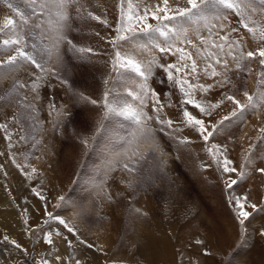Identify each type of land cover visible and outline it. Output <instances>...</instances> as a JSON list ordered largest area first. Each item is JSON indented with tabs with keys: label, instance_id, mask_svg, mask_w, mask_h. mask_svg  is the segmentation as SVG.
<instances>
[{
	"label": "rangeland",
	"instance_id": "obj_1",
	"mask_svg": "<svg viewBox=\"0 0 264 264\" xmlns=\"http://www.w3.org/2000/svg\"><path fill=\"white\" fill-rule=\"evenodd\" d=\"M6 2L19 6L28 18L22 32L29 42L26 51L30 50L33 34L43 36V43L53 51L48 70L43 73L27 62L18 61L9 75L0 76V124L7 125V131L0 129V264H33V259L39 264L42 258L49 264H76L77 260L81 264H209L210 260L215 264H264V173L258 171L264 168V159L257 158L264 157V138H259L260 128L264 127V106L257 109L260 114L256 110L237 119L230 116L235 106L225 100L210 116H204L192 105L182 103L179 84L173 92V88H166L169 92L165 96L164 70L155 68L148 85L163 99L160 120L175 117L182 122L183 110L187 108L209 125L223 116H229V121L219 125L218 134L213 133L205 142L183 122L185 131H176L181 127H177L175 119L172 129L157 123V114L151 112L148 99L144 111L153 119L143 129L131 119L110 116L96 133L98 121L103 117L101 105L106 90H111L109 99L120 106H139L136 100L141 91L139 76L119 67L113 70L112 66L115 50L108 38L115 35L113 28L119 20L120 0H80L79 12L77 5L70 10L64 35L77 47L91 48V53H79L66 41L59 45L57 53L55 26H49L47 10L44 16H39L19 0ZM154 2L141 0L139 7ZM132 3L137 6V0ZM89 11L106 17L110 26L92 20ZM5 17L19 22L16 14L5 6V0H0V27ZM51 19L55 21L56 17L53 15ZM38 24L41 27H36ZM189 25L185 23L184 27L195 48L200 49L196 56L192 52L198 63L202 58L201 37L212 43L213 34L211 39L202 35L205 31L209 35L206 28L201 29L203 24L199 32L191 24L195 30L191 33ZM216 33L219 37L227 32L217 29ZM141 43L150 48L147 38L141 37ZM202 52L205 57L207 52H213L222 59L230 58L233 65H229L232 70L228 75L236 87H216L206 94L194 90L197 100L214 103L227 91L246 103L245 87L250 95L256 96L258 73L262 71L257 62L246 60L241 72L227 55V47L220 53L205 45ZM14 54L12 48L0 42V63ZM156 54L162 57L161 64L171 60L169 55ZM149 58L148 52L137 56L145 62ZM208 61L214 63L212 59ZM248 68L252 69L250 73ZM5 71L0 68V74ZM38 74L43 79L32 91L31 84ZM203 75L200 72L193 80L204 84ZM180 78L190 82L188 76ZM212 79L211 84L220 77ZM18 83L25 87L13 91ZM82 95L90 99L84 100ZM166 97L169 110L165 106ZM90 100L98 103L93 105ZM260 115L262 125L254 136H248L245 144L238 139L245 122L254 127ZM93 134L92 146L85 148L81 140ZM179 137L190 142L181 143ZM213 143L227 147L228 158L237 171L241 170L244 156H249L252 163L244 165L249 174L243 181L236 173L217 169L207 151ZM228 177L237 179V185L227 188ZM61 194L68 205L55 208L57 203H63L58 199ZM232 196H247L248 204L256 205L255 209L246 205L250 217L243 226L235 201L230 202ZM50 212L59 213L74 232L69 233L57 220H49ZM242 228L247 229L243 234ZM49 232L52 244L47 242ZM12 241L22 248H16ZM250 250L254 255H250Z\"/></svg>",
	"mask_w": 264,
	"mask_h": 264
},
{
	"label": "snow or ice",
	"instance_id": "obj_2",
	"mask_svg": "<svg viewBox=\"0 0 264 264\" xmlns=\"http://www.w3.org/2000/svg\"><path fill=\"white\" fill-rule=\"evenodd\" d=\"M19 2H22L25 7L31 9L32 13L39 16H44L45 10H47L49 15L47 22L50 27L53 25L55 26L57 53L59 45L65 41L72 49H75L79 53H91L93 51L91 48L77 47L71 39L64 35V29L67 26L66 22L69 19V9L73 5H77V11L79 12L80 0H39V3H37V0H19ZM140 3L141 0H137V6L134 7L132 0H120L119 20L113 28L115 35L108 38V43H110L115 50V58L112 60L113 70H116L118 67L120 69L129 70L137 74L141 79V91L140 94L136 96L139 106H120L109 99L111 90H106L103 94V102L101 105L104 109L103 117L98 121L96 133H99L101 128L104 127L103 120L108 119L110 116H123L131 119L143 129L146 122L153 119L152 116H149L147 112L144 111V107H146L145 102L148 99H151L153 103L157 105V107L153 109L157 113L155 117L157 123L166 125L169 129H172L173 121L171 119L160 120L159 112L162 110L163 105L160 104L158 95L150 89L148 81L153 75L155 68H163L167 73L168 79L174 80L173 69H175L176 72H181L189 68V65L186 63L188 60H191V73L199 75V73H197L196 61L192 59L191 54L186 52L185 48L182 46L188 44L195 47L193 41L188 38V31L184 27L185 23L195 25L197 27V32H199V26L203 24V27L208 30L209 36H211L212 29L217 27V24L213 23V21H218L221 31L227 29V34L221 36L220 39L227 43V55L235 62V69L241 72L244 71V62L250 59L256 60L260 66H264V0H259V8L253 6L251 0H171V2L170 0H156L155 3L144 4L142 9L139 7ZM5 6L16 14L19 18V22L12 18L5 17L3 27H0V42H2L4 47L12 48L15 52L14 55L7 57L6 62L0 63V68L7 69V71L0 74V76L9 75L13 70L12 66L16 65L18 61H24L33 65L39 73L47 71V64L51 58L53 49L43 43V36L33 34L30 50L26 51V48H29V42L24 38L22 32L24 30L23 26L28 24V18L19 6L7 3L6 0ZM221 9L227 10L228 14L221 13L209 18L208 13H220ZM53 15L56 17L55 21L51 19ZM232 16L239 17L240 28L245 29L247 34H250L251 38L258 42V46L255 50H244L242 41L245 39V36L243 33H241L239 39L229 40L233 32H240V28H236L232 25ZM88 17L98 21L106 27L110 26L106 17L101 18V16L95 15L90 11L88 12ZM150 19L156 23H150ZM36 27L39 28L41 25L38 24ZM141 37L147 38L150 48L148 45H143L141 43ZM157 37L163 38V43H161ZM200 43L201 45H207L209 41L201 37ZM211 47L223 53L225 43L217 44L213 41ZM198 51H200V49H198ZM141 52H148L150 58L147 59L146 62L137 59V56ZM156 52L161 54L171 53L172 55L178 53L179 59L185 61V63L181 65V67H177L175 63L166 65L161 64L160 59L162 57H159ZM208 57H211L214 63L208 61ZM204 59L206 63L202 72L205 77H220V79L213 84H202L199 83L198 80L192 83L186 78L175 79L174 83L180 85V91L183 94V104H190L193 108L198 109L200 114L210 116L213 110L219 108L224 101L227 100L235 106L230 116L236 117L237 119L244 117L245 113L254 114L259 107L264 106V71L258 73L259 87L256 96L250 95L246 87L244 88L243 96L246 97V103H242L227 91L214 103L197 100L194 90L206 94L210 89L216 87L223 88L227 85H231L232 88L236 87V84L228 75L232 69L229 68L227 59H222L221 56L213 52H207V57H204ZM216 65H219L221 70L218 71ZM247 70L249 73L252 71L251 68ZM187 74L188 73L185 72V77ZM42 79L43 77L38 74L37 79L31 84L32 91H36L38 81ZM62 83H64V81H62ZM105 83H107V81H105ZM17 87L24 88L25 85L23 83H18L13 86L12 90L15 91ZM129 95L132 96L133 94L129 93ZM81 98L84 100L90 99L83 95ZM90 103L96 105L98 102L96 100H90ZM50 106L54 107V104L50 102ZM33 111H35L34 107ZM182 115L184 118L182 122L187 127L194 129L205 142L213 136V133L218 134L220 130L219 125L230 119L229 116H223L217 123L209 125L206 124L204 119L198 118L197 115H194L187 108L183 110ZM0 129L7 131V125L0 124ZM176 131H179V129ZM260 133L261 137L259 138H264V127L260 128ZM178 139L181 143L190 142L186 137H179ZM92 140H95V134L90 137H84L81 143L85 148H89L92 146L90 143ZM222 148L223 151H221ZM207 151L217 169H222L223 173H236L240 181H243L248 176L249 173L247 169L244 168V165L252 163L249 156H244V163L241 165V170L237 171V169L233 167V161L228 158L226 146H219L213 143L208 147ZM257 158L264 159V157L259 156ZM128 170L131 171L132 169ZM31 171L34 174L36 169L33 168ZM258 171L264 173V168H260ZM237 183V179H231L230 177L225 180V186L227 188H232L234 185H237ZM41 199H43V197H41ZM58 199L63 203H57L55 208H66L68 201L65 200V196L61 194ZM232 200L235 201L239 223L243 226L245 221L249 220L250 217V213L245 210L246 205L253 209L256 208V205L248 204L247 196H232L230 197V202ZM137 211H139V209H137ZM48 217L49 220H57L69 233L74 232V229L61 218L59 213L53 215V213L50 212L48 213ZM45 223L47 224L48 221H45ZM241 231L243 234L247 229L242 228ZM56 235H60V233L57 232ZM4 239L7 240L8 237L5 236ZM47 242L52 244L51 232L48 233ZM12 243L16 248H22V246L16 244L15 241H12ZM68 243L69 247H71V241ZM81 243H83V241H81ZM89 247H92V245H89ZM24 251L26 253V250ZM33 264H36L35 259H33ZM39 264H49V261L42 258ZM76 264H81V262L77 260Z\"/></svg>",
	"mask_w": 264,
	"mask_h": 264
},
{
	"label": "bare ground",
	"instance_id": "obj_3",
	"mask_svg": "<svg viewBox=\"0 0 264 264\" xmlns=\"http://www.w3.org/2000/svg\"><path fill=\"white\" fill-rule=\"evenodd\" d=\"M189 28H190V32L191 33H193V31H195L194 29H193V27H192V25L190 24L189 25ZM200 28V27H199ZM202 30H203V27L201 28ZM197 31V30H196ZM202 32V31H201ZM195 34V33H194ZM193 34V35H194ZM245 39L248 41V35H246L245 34ZM245 41V40H244ZM249 42V41H248ZM200 46V45H199ZM194 50H195V54H194V50L192 51L193 52V55L194 56H196L197 55V53H198V49H196L195 47L193 48ZM200 56H198V58H199ZM200 59V61H201V58H199ZM201 63V62H200ZM254 66H255V64H254ZM202 72V71H201ZM203 73V72H202ZM250 77H252V76H250ZM203 82H204V84H211V82L213 81V79L212 78H207V77H205V75H203ZM253 79H251V81H252ZM251 81H250V83H251ZM209 93V92H208ZM242 100V99H241ZM228 109H229V107H227ZM261 113V112H260ZM259 112H258V110H257V114H260ZM257 116V118H258V115H256ZM261 116V115H260ZM254 118H256L255 116H254ZM262 119V116H261V118L259 119V120H255V123H254V127H251L249 124L250 123H248V122H245V124H244V127H243V129H242V135H241V139L240 138H238L239 140H241L242 142H244L245 144H248V141H246V139L248 138V136H251V135H253L254 134V132H255V130H257L258 129V127L260 126V123H261V120ZM252 123V122H251ZM235 124V123H234ZM261 125H262V123H261ZM238 133V132H237ZM240 135V134H239ZM254 136V135H253ZM250 138V137H249ZM240 142V141H239ZM253 143V142H252ZM240 144H242V143H240ZM244 144V145H245ZM243 190V189H242ZM217 238V237H216ZM217 242V241H216ZM229 243V242H228ZM217 245L219 246L220 245V243H217ZM220 248H221V245L219 246ZM253 250H254V247H253ZM54 251V250H53ZM251 254L250 255H254V251L253 252H251V250L249 251ZM249 256V255H248ZM10 263V262H9ZM209 264H215L214 263V261L213 260H210V262H209Z\"/></svg>",
	"mask_w": 264,
	"mask_h": 264
},
{
	"label": "built area",
	"instance_id": "obj_4",
	"mask_svg": "<svg viewBox=\"0 0 264 264\" xmlns=\"http://www.w3.org/2000/svg\"><path fill=\"white\" fill-rule=\"evenodd\" d=\"M154 3H155V2H154ZM231 37L233 38V36H231ZM215 38H216V36H214L212 39L215 40ZM182 46H183L184 48H186V49L188 48V46H187L186 44H184V45H182ZM203 49H204V48H203ZM201 56H202V58H201V63L198 62L197 64H198V65H201V66H202V65L204 66L205 63H206V60L204 59L205 56H204V53H203L202 51H201ZM209 59H211V58H209ZM209 59H208V60H209ZM227 60H229V59L227 58ZM216 67H217V70L219 71V70H220V66H219V65H216ZM197 73H198V70H197ZM191 82H192V83H195L194 80H192Z\"/></svg>",
	"mask_w": 264,
	"mask_h": 264
}]
</instances>
